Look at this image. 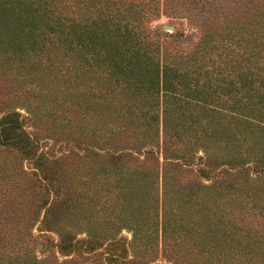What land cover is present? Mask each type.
<instances>
[{"label": "trees", "instance_id": "1", "mask_svg": "<svg viewBox=\"0 0 264 264\" xmlns=\"http://www.w3.org/2000/svg\"><path fill=\"white\" fill-rule=\"evenodd\" d=\"M0 264H264V0H0Z\"/></svg>", "mask_w": 264, "mask_h": 264}, {"label": "rangeland", "instance_id": "2", "mask_svg": "<svg viewBox=\"0 0 264 264\" xmlns=\"http://www.w3.org/2000/svg\"><path fill=\"white\" fill-rule=\"evenodd\" d=\"M151 25L154 26L162 25L163 30L167 32L180 30V31H184L185 33H188V28L185 25V21L183 19H168L164 16H160L159 18L152 20ZM120 235L125 239L130 238V232L127 229H121Z\"/></svg>", "mask_w": 264, "mask_h": 264}, {"label": "water", "instance_id": "3", "mask_svg": "<svg viewBox=\"0 0 264 264\" xmlns=\"http://www.w3.org/2000/svg\"><path fill=\"white\" fill-rule=\"evenodd\" d=\"M166 28H169V27H166Z\"/></svg>", "mask_w": 264, "mask_h": 264}]
</instances>
